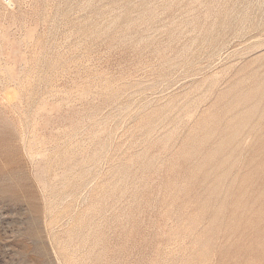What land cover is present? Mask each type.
I'll return each instance as SVG.
<instances>
[{
	"label": "rangeland",
	"instance_id": "obj_1",
	"mask_svg": "<svg viewBox=\"0 0 264 264\" xmlns=\"http://www.w3.org/2000/svg\"><path fill=\"white\" fill-rule=\"evenodd\" d=\"M0 264H264V0H0Z\"/></svg>",
	"mask_w": 264,
	"mask_h": 264
}]
</instances>
